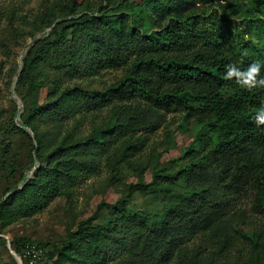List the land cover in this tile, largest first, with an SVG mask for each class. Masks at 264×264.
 <instances>
[{
    "label": "trees",
    "instance_id": "16d2710c",
    "mask_svg": "<svg viewBox=\"0 0 264 264\" xmlns=\"http://www.w3.org/2000/svg\"><path fill=\"white\" fill-rule=\"evenodd\" d=\"M70 1L65 15L77 9ZM125 10L122 17L104 13L73 23L70 39L59 34L42 41L25 61L20 81H28L30 106L21 125L34 134L37 156L48 164L0 204V232L45 206L60 184L70 196L100 167L116 182L124 168L145 177L141 154L149 135L161 115L175 113L196 129L184 152L187 165L172 174L154 167L151 181L138 188L124 184L121 197L100 202L93 218L80 221L60 247L45 246L48 259L73 260L78 247L86 253L84 264L107 255L119 259L116 264H264V125L252 119L264 104V88L249 91L223 78L227 64L254 61L264 76V0H129ZM54 62L67 72L90 63L120 75L99 82L96 93L78 82L48 92L43 66ZM90 106L106 107L113 118L82 135L78 128ZM186 169L194 187L160 228L148 225L144 211L127 208L136 190L170 182ZM244 197L252 200L249 211L241 207ZM103 208L112 211L108 224L92 226ZM249 224L252 229L241 227Z\"/></svg>",
    "mask_w": 264,
    "mask_h": 264
},
{
    "label": "rangeland",
    "instance_id": "374dc122",
    "mask_svg": "<svg viewBox=\"0 0 264 264\" xmlns=\"http://www.w3.org/2000/svg\"><path fill=\"white\" fill-rule=\"evenodd\" d=\"M128 2L129 0H114V5H109L108 0H74L76 11L65 15L70 0H0V204L14 189H20L25 179H33L38 168L48 164V161H41L37 156L34 134L21 125L20 118L30 106L27 96L28 81H20L25 61L33 57L42 41L54 40L59 34L70 39L73 23L104 13L124 16ZM47 18L51 19L48 21L50 23ZM237 23V30L245 29L243 19H237ZM56 58L62 59V54ZM43 70L42 76L48 92L56 86L63 87L78 82L88 92L96 93L100 88L99 82L110 83L120 75L118 70L104 69L99 72L90 63L80 72L77 69L67 72L62 63L57 62L43 66ZM83 112L84 117L78 128L82 135H87L93 127L103 126L113 118L106 107L90 106ZM161 116L160 127L149 135L147 147L141 154V161L148 164L145 177H140L130 168H124L121 170L122 178L116 182L111 180L106 168L100 167L94 175L80 181L72 189L70 196V191L60 184L59 191H49L45 206L6 226L0 232V264H52L48 259L49 249L45 246L60 247L66 240L67 233L74 230L80 221L93 218L100 202L113 204L121 197L124 184H130L134 188L140 186V181L148 184L151 181L149 174L154 167L161 174H172L185 167L189 157L184 152L196 133L195 126L183 122L179 114ZM66 122L70 125L72 121L67 119ZM179 128L181 131L177 132ZM160 154L162 156L157 163V156ZM163 165L165 170H162ZM193 180L190 171L186 169L170 182L164 181L161 185L136 190L131 195L127 208L144 211L148 215V225L160 228L169 210L192 191ZM241 200V207L249 211L251 198L244 197ZM111 212L106 208L101 209L91 225L105 227ZM257 216L253 214V218ZM241 227L252 229L250 224ZM34 243L41 244V247L37 249ZM82 249L77 247L75 259H66V262L59 264H84L81 258L86 253ZM118 261L119 259H111L107 255L104 260L94 261L95 263L87 259L86 264H116ZM172 264L183 263L175 260Z\"/></svg>",
    "mask_w": 264,
    "mask_h": 264
},
{
    "label": "clouds",
    "instance_id": "9594fccd",
    "mask_svg": "<svg viewBox=\"0 0 264 264\" xmlns=\"http://www.w3.org/2000/svg\"><path fill=\"white\" fill-rule=\"evenodd\" d=\"M262 65L259 61H254L246 67H241L237 63H229L225 66L223 78L234 80L246 90L254 88H264V76H261ZM253 122L257 126L264 125V104L258 107L253 114Z\"/></svg>",
    "mask_w": 264,
    "mask_h": 264
}]
</instances>
